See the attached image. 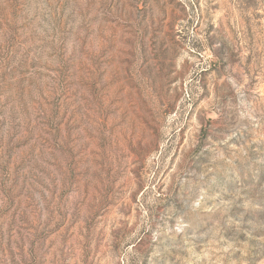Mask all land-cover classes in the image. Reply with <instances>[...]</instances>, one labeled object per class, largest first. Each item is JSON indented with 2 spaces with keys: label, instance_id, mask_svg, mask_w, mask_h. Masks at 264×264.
<instances>
[{
  "label": "rangeland",
  "instance_id": "1",
  "mask_svg": "<svg viewBox=\"0 0 264 264\" xmlns=\"http://www.w3.org/2000/svg\"><path fill=\"white\" fill-rule=\"evenodd\" d=\"M0 264H264V0H0Z\"/></svg>",
  "mask_w": 264,
  "mask_h": 264
}]
</instances>
